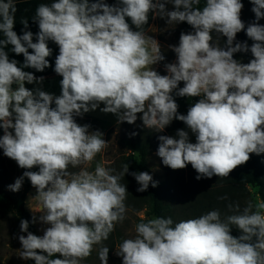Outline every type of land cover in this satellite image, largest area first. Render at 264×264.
Instances as JSON below:
<instances>
[{
    "label": "clouds",
    "instance_id": "9594fccd",
    "mask_svg": "<svg viewBox=\"0 0 264 264\" xmlns=\"http://www.w3.org/2000/svg\"><path fill=\"white\" fill-rule=\"evenodd\" d=\"M250 2L256 22L246 29L253 41L249 48L247 42L234 44L245 29L241 0H206L202 9L194 7L200 0H118L117 5L55 0L36 9V42L31 31L22 36L13 31V0H0V32L5 37L0 40V149L20 168L39 169L25 171L8 188L18 192L27 177L37 190L40 220L51 225L41 237L28 231V220H21L20 231L27 233L18 237L21 259L80 264L125 219L128 191L119 181L128 164L118 175L101 164L94 172L68 171L69 166L89 164L107 146L103 133L89 132V125L74 119L101 103V111L116 114L119 122L132 124L142 113L144 126L158 131L174 119L182 121L196 142H189L184 130H178V139L161 135L157 155L173 170L191 164L197 180L226 178L250 154L264 153V25L258 23L264 18V0ZM169 3L173 10L166 7ZM150 11L167 18L168 24L187 22L194 29L181 32L178 45L169 46L177 60L165 64L167 75L152 69L165 59L158 42L128 22L139 29L148 23ZM23 24L27 29L28 21ZM213 32L226 37L225 47L212 42ZM48 41L59 48L54 71L62 77L61 95L55 97L25 87V82H43L44 77L23 68L43 72L50 66ZM8 45L23 54V67L9 59ZM248 51L254 57L248 63L233 58ZM180 82L183 87H178ZM174 91L180 97L202 98L186 115L179 114ZM131 175L140 185L138 192L150 183L158 185L148 172ZM235 212L225 221L219 210H212L175 224L171 217L140 222L134 238L124 239L116 254L122 264H264V202H249L242 211L237 204ZM232 226L240 230L239 237L231 235ZM56 254L62 258H51ZM108 254V247L99 250L101 264H108Z\"/></svg>",
    "mask_w": 264,
    "mask_h": 264
},
{
    "label": "trees",
    "instance_id": "16d2710c",
    "mask_svg": "<svg viewBox=\"0 0 264 264\" xmlns=\"http://www.w3.org/2000/svg\"><path fill=\"white\" fill-rule=\"evenodd\" d=\"M53 2H55V0H13V4L16 8L13 31H15L18 36H22L24 31H31L33 33V42H36V34L39 32L38 23L33 20L36 9L40 4L51 5ZM90 2H96V0H90ZM104 2L109 5H117L118 0H104ZM241 3L246 4L249 9L253 7L250 0H241ZM205 4L206 0H200V4L194 7L202 9ZM166 7L168 10H173V6L170 3L166 5ZM24 21H28L27 29L24 27ZM155 21H157L158 28H160L163 24L167 23V18H161L157 12L150 11L148 14V23L141 26V28L136 29L134 25H131L130 19L128 22L133 30L146 33ZM254 22H256L255 14L250 10L246 16L245 29L237 33L234 44L236 42H247L249 48L251 47L253 41L246 35V29L248 25ZM258 23L264 25V18L260 19ZM177 25L184 33L194 31L192 26L187 22H180ZM213 34L214 32L212 35ZM4 38L3 33L0 32V40ZM222 38L226 40V37ZM47 43L52 49L51 56L47 58L50 66L43 72H38L34 68H23L24 71L31 72L36 77H47L56 74L54 71L55 58L59 54V48L53 41H48ZM11 49V45L5 48L9 59H15L17 61V66L23 67L25 60L23 54L17 55ZM29 52H32V50L29 49ZM235 58L241 63H248L254 57L251 52L248 51L236 53ZM183 86V82H180L178 85V87ZM172 95L178 104V113L184 115L187 114L188 109L192 105L201 99L199 97H193L195 103L189 105L187 104V99L189 97L177 96L175 91ZM51 107L55 108L54 101ZM142 115V113H138L137 120L132 124L126 121L119 124L126 128L134 126L132 130L122 136L119 141L123 156L121 157L122 164H119L118 168H120L122 172L125 164L129 166L128 173H126L124 177H121L119 183L127 187L128 193L125 201H135L139 198L140 201L135 211H139L146 206L149 208L153 218L171 217L175 224L183 220L198 218L212 210H219L221 220L225 221L228 216L237 214L235 212V205L239 204L241 211L243 210V199L249 195L250 187L256 189V194L260 202H264V160L261 154L257 155L255 153L250 154L249 161L243 165L237 166L226 178L214 175L211 178H201L197 180L196 176L198 174L192 168L191 164L178 170H173L166 166V178L163 182L158 184L157 187H152L150 183L146 191L138 192L137 189L140 185L131 173L148 172L151 175V169L149 167L150 156L155 146L157 145L159 147L160 141L158 137L161 135L167 136V131L176 130L185 125L182 121L174 119L167 128L163 131H158L156 128L145 127L141 119ZM74 119L77 123L84 120L81 116H74ZM9 131L12 130L10 129ZM3 133L4 130L0 127V137ZM132 133L136 134L132 135ZM125 151H129L130 154L126 155ZM29 184L27 189L30 188ZM221 197H227V199H221ZM25 202L26 199L24 195L19 200L13 199L0 188V205L3 207L13 206L21 219L29 221V232L36 235L35 222H33V217L26 210ZM229 205H233V208L230 209ZM231 235L239 237L241 232L238 228L232 226ZM31 264H35L34 260H31Z\"/></svg>",
    "mask_w": 264,
    "mask_h": 264
},
{
    "label": "rangeland",
    "instance_id": "374dc122",
    "mask_svg": "<svg viewBox=\"0 0 264 264\" xmlns=\"http://www.w3.org/2000/svg\"><path fill=\"white\" fill-rule=\"evenodd\" d=\"M243 5L244 7L241 10V20L245 24L246 16L251 9H249L246 4ZM181 32V29L175 22L170 24L165 23L162 25V27L158 28L157 21H155L151 25L150 29L145 33L147 36H150L158 42V46H160L161 52L165 57L163 61L152 65V69L157 71L160 75H167L165 64L175 63L177 60L176 54L171 50L169 46L178 45ZM212 36V42L214 44L225 47L226 40L222 38L223 36L216 32H214ZM150 47L151 44H149V48ZM235 57L236 53L234 54L233 58L236 59ZM45 85L46 84L44 82H34L31 84L25 82V87L33 91L39 88L40 90L46 92ZM12 87L15 90L17 85L13 84ZM194 103L195 100L193 97H189L187 99V104L191 105ZM103 107L104 106L100 104L97 109L91 110L92 117L90 119L81 116L85 121L83 120L78 124L81 126L89 125V132L100 131L101 133H103L102 138L106 142H108L106 148L98 153L89 164H82L75 168L69 166V172L78 173L82 168H86L89 172H94L97 164H101L105 168L113 169V175H118L121 172V169L118 168V165L122 164L121 157L123 156V154L119 146V141L122 136L131 131L132 127L134 126L126 128L123 125H119L121 122H119L118 116L116 114L102 112L101 109ZM167 127L168 126H166L165 128ZM178 130H184L188 132L189 142H196L195 134H193L186 125L176 130L167 131V136L178 139ZM157 151L158 146L156 145L154 151L150 156L149 167L151 169V175L154 181L160 184L166 178V166L162 163V159L157 155ZM125 154L128 155L130 154V152L125 151ZM261 157L264 160V153H261ZM25 171H38V167H33L32 169L20 168L16 161L6 157L3 153V149H0V188L3 192H5L13 199L19 200L23 195L25 196V208L33 218L35 217V228L37 232L36 235L42 237L44 235V231L51 225L43 223L40 220V216L42 215V213L38 212L39 202L36 199V188L32 186L30 180L27 177L24 178L22 187L18 192L10 191L8 188V186L14 184L15 180L21 177ZM28 184L30 185L29 189H27ZM139 201L140 200L138 198L135 201L126 200L124 202L126 206L125 219L122 222L116 223L114 230L109 234L108 239L103 240L100 244L94 245L91 255L82 259L80 261V264H101L98 253L102 247L109 248L108 264H122V257L116 254V251H118L119 249V245L124 239L134 238V236L136 235L135 226L138 223L153 219V216H151L150 214L149 208L146 206L141 208L139 211H135V208L136 206H138ZM249 202H251L253 206H255V204L257 203H260V199L256 194V189L251 187L249 188V195H247L243 199L244 207L247 206ZM253 211H255V207H253ZM21 220L22 219L20 218L18 212L13 208V206L3 207L0 205V264H31L30 259L24 260L18 256V250L22 248L18 237L19 235H27L26 232L20 231ZM42 254L47 255L46 253ZM51 258L55 259L62 257L59 254H56Z\"/></svg>",
    "mask_w": 264,
    "mask_h": 264
},
{
    "label": "crops",
    "instance_id": "0c3cea01",
    "mask_svg": "<svg viewBox=\"0 0 264 264\" xmlns=\"http://www.w3.org/2000/svg\"><path fill=\"white\" fill-rule=\"evenodd\" d=\"M62 80V77L58 74L50 75L47 77H44L43 82L45 85V90L47 93L53 94L55 96L61 95V84L60 81ZM103 106H105L103 103H101ZM83 117L91 118V110L87 113H84L82 115Z\"/></svg>",
    "mask_w": 264,
    "mask_h": 264
}]
</instances>
